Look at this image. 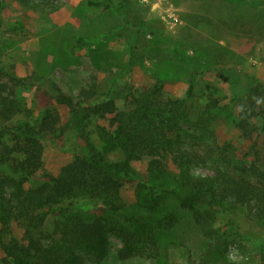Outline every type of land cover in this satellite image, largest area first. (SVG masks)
I'll return each instance as SVG.
<instances>
[{
	"label": "rangeland",
	"instance_id": "1",
	"mask_svg": "<svg viewBox=\"0 0 264 264\" xmlns=\"http://www.w3.org/2000/svg\"><path fill=\"white\" fill-rule=\"evenodd\" d=\"M47 1L34 5L7 0L0 9V65L19 80L14 87L15 97L22 109L33 115L52 109L64 126L61 141L44 144L41 171L58 175L66 161L88 147L77 138L70 111L55 101L57 95L75 100L82 89L94 91L88 101L97 103L109 91L117 108L125 109L130 93L158 79L164 82L165 97L174 99L184 97L189 83H193L192 97L182 106L192 124L182 123L181 127L189 136H198L196 173L212 175L220 161L221 169L227 166L223 158L214 166L208 151L224 144L229 145L223 153L232 160L228 169L235 177L234 166L246 153L247 163H264V132L256 134L254 152L250 151V141L235 125L237 108L227 101L229 96L242 94L258 83L264 88V0H113V9L105 12L87 3L99 0ZM2 81L7 77L3 76ZM206 105L209 109L203 126L197 120ZM18 117L9 121L0 118V125H10ZM252 123L259 129V119ZM107 124V118H96L85 128L90 143L99 150H103L104 143L96 128ZM104 155L112 161L124 159L118 149ZM149 160L143 156L131 160L129 166L146 179ZM166 169L177 171L170 158ZM3 175L0 167V177ZM164 183L174 185L171 178ZM119 195L127 209L144 213L137 179L124 180ZM164 204L176 211L178 220L171 229L158 232L162 249L157 258H119L121 243L112 235L108 256L87 264H200L206 245L190 213L171 196L165 197ZM88 212L103 213L98 204ZM234 218L243 238L230 242L226 262L260 264L257 243L264 244V225L241 213L235 212ZM53 220V216L47 218V229ZM11 231L18 237L22 235V228L15 222L11 223ZM1 257L0 250V264H7Z\"/></svg>",
	"mask_w": 264,
	"mask_h": 264
},
{
	"label": "trees",
	"instance_id": "2",
	"mask_svg": "<svg viewBox=\"0 0 264 264\" xmlns=\"http://www.w3.org/2000/svg\"><path fill=\"white\" fill-rule=\"evenodd\" d=\"M6 1L0 0V9ZM14 1L48 3L47 0ZM87 3L103 12L114 7L113 0ZM2 69L0 65V118L9 121L19 116L10 125H0V167L5 172L0 177L2 262L87 264L89 260L100 261L109 254L112 235L121 243L117 249L119 258L139 256L153 260L162 249L158 232L171 229L178 220L176 211L164 204L168 196L190 213L205 241L206 250L199 259L200 264H231L226 262L228 246L235 238H243L235 212L264 225V163H247L249 153H246L234 166L235 177L228 169L232 160L223 153L229 145L224 144L208 151L212 164L216 166L223 158L227 162L225 168H220V161L212 175L195 172L198 136H189L181 127L182 123L192 124L182 111L185 100L192 97V82L184 97L174 99L165 97L163 80H155L130 93L129 106L125 109L117 108L109 91L97 103L88 101L94 88L92 92L82 89L75 100L69 95H57L55 101L65 104L70 111L77 138L88 147L66 161L54 176L41 171L44 144L61 141L64 126L52 109L45 108L37 115L22 109L14 92L19 80ZM3 76L7 81H2ZM227 101L237 108L235 125L250 141L249 150L254 152L256 134L264 132V88L258 83L242 94L229 96ZM208 109L206 105L198 115L197 122L203 126ZM96 118L108 119L107 127L97 125L96 128L104 143L103 150L90 143L85 130ZM255 119L261 121L259 129L252 123ZM114 149L122 152V161L105 157L106 151ZM143 156L150 157L146 179L129 166L131 160ZM169 158L176 172L166 169ZM169 178L174 185L164 183ZM135 179L142 188L140 205L144 213L140 214L123 206L119 195L123 181ZM96 204L103 211L100 215L88 212ZM81 207L86 210L82 211ZM49 216L54 220L47 229L45 223ZM12 222L22 228L20 237L12 234ZM257 245L260 264H264V244Z\"/></svg>",
	"mask_w": 264,
	"mask_h": 264
},
{
	"label": "built area",
	"instance_id": "3",
	"mask_svg": "<svg viewBox=\"0 0 264 264\" xmlns=\"http://www.w3.org/2000/svg\"><path fill=\"white\" fill-rule=\"evenodd\" d=\"M142 2H149V1H155V0H141Z\"/></svg>",
	"mask_w": 264,
	"mask_h": 264
}]
</instances>
